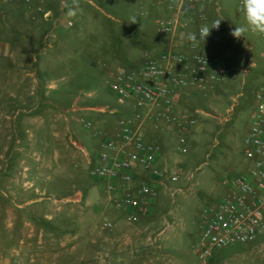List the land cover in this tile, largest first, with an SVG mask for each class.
<instances>
[{"label":"rangeland","instance_id":"374dc122","mask_svg":"<svg viewBox=\"0 0 264 264\" xmlns=\"http://www.w3.org/2000/svg\"><path fill=\"white\" fill-rule=\"evenodd\" d=\"M204 1L183 16L174 50L183 55L195 46L189 57L229 58L232 67L226 79L195 93L194 105L186 102L183 110L208 116L184 135V152L175 155L171 140L163 150L165 166L178 171L182 183L180 190L163 188L151 213L118 207L124 197L113 192L119 185L108 192L103 180L90 176L102 142L116 136L122 118L108 88L116 69L102 65L127 53L142 56L152 39L169 38L156 21L172 17L164 7L177 1L80 0L75 17L65 9L61 19L72 24L56 33L71 48L66 54L73 50L77 61L89 63L71 68L53 63L44 33L27 43L16 37L21 5L0 8V264H199V213L246 167L244 138L264 80L262 35H231L245 25L242 0ZM203 26L211 28L204 40ZM209 264H264V234L215 251Z\"/></svg>","mask_w":264,"mask_h":264},{"label":"built area","instance_id":"2783aa9c","mask_svg":"<svg viewBox=\"0 0 264 264\" xmlns=\"http://www.w3.org/2000/svg\"><path fill=\"white\" fill-rule=\"evenodd\" d=\"M19 0H0L1 3H14ZM49 0H23L34 13L48 19L51 12L45 8ZM170 1V0H169ZM196 0H177L167 5L174 14L164 20L156 21L157 31L172 40L186 24L183 16L188 14ZM66 21L67 26H71ZM200 30L198 33L200 34ZM264 39V35H262ZM232 62L229 58L220 59L204 55L186 57L174 50L169 41L166 50L157 58L147 59L135 70L117 68L109 83V91L118 105L129 103V109L118 122L115 137L106 138L100 147L96 163L90 169V176L103 180L108 192H113L118 184H128L137 179L136 170L147 174L151 181L165 180L176 184L179 172L160 164L161 153L157 145L146 141L139 134L136 122L142 119L146 107H159L162 117L174 121L173 109L179 100V91L190 84L204 90L208 82L226 79L230 74ZM254 109L248 121V131L244 138L243 156L245 169L223 183L226 192L217 201L205 205L200 213V233L194 252L199 264H209L214 252L225 247L237 246L253 241L264 234V80L254 93ZM184 130L193 126L194 121L183 115ZM89 128L91 122L84 121ZM186 138L178 139L177 153L185 151ZM140 193L153 196L154 188L147 182H140ZM118 207L129 206L138 212L145 210L132 198L116 202ZM131 217L128 218V221ZM103 227H112L104 222Z\"/></svg>","mask_w":264,"mask_h":264},{"label":"crops","instance_id":"0c3cea01","mask_svg":"<svg viewBox=\"0 0 264 264\" xmlns=\"http://www.w3.org/2000/svg\"><path fill=\"white\" fill-rule=\"evenodd\" d=\"M177 0H175L176 2ZM196 4H200L205 2L204 0H196ZM12 4V3H10ZM9 3H1L0 8L4 5H10ZM16 5H21L22 8L17 12L16 20H17V26L15 29L16 32V37L21 40L23 43H27L29 38H36L42 33L48 38L47 46L51 48V60L53 63L58 64V63H63L64 66L66 67H73L76 65L79 66H86L89 63H84V62H79L75 59L76 53L73 52V50L70 51V54H66V52L71 49L69 48L65 41V36L62 38L60 35L56 33L57 27L59 25L65 26L66 23L64 22L61 17L64 15V8L61 5V0H49L45 8L51 12V17L48 19H45L41 17L40 15L34 13L31 7L27 6L24 4L23 0H19L17 2H14ZM164 10L169 12H172V10H168L167 6L164 7ZM174 14V13H173ZM170 38L165 39V41H160L157 38L152 39V42H150V48L149 51L142 53L143 55H135L133 53H127L125 55L121 56H116L115 61L111 62L110 64H103L102 67L105 68H131V67H136L137 65H140L142 61H146L147 59L150 58H157L160 53H162L164 50H166ZM184 42L187 44L188 42L190 43V40L187 38H184ZM161 45L162 51L157 50V45ZM59 47H63L62 50H58ZM160 47V48H161ZM174 47V46H173ZM195 46H190V50L187 48V51H182V54L189 57V55H192L191 48H194ZM175 48V47H174ZM178 49V48H177ZM64 52V53H63ZM152 52V57H149V55ZM180 52V53H181ZM63 53V54H62ZM74 57H73V56ZM196 55V53H195ZM35 61V60H34ZM143 62V63H144ZM102 67H93V68H102ZM211 86V83L208 82L205 84L204 89H208V87ZM199 89L195 87V85L190 84L185 88H182L179 91V100L174 106L173 109V115L175 117L174 121H167L162 117V110L159 107H146L142 110V119L138 120L136 122V127L140 135L142 137L152 143L155 144L159 147L160 153H161V160L160 164L165 166L164 162V155H163V150L169 145V141L171 140V143L173 144V151L175 155H178L177 153V146H178V139L181 136H184L187 133L193 132L195 130V124L197 121L203 120V117L208 116L206 112L203 110H195V108H190L189 110H183V108L186 105V102H189V100L194 101L192 105L195 104V93H197ZM202 91V90H201ZM200 92V91H199ZM130 103V102H129ZM129 103L127 102L124 105H115V109L117 110L120 115H124L126 111L129 109ZM190 103V102H189ZM183 115H186L193 119L194 124L193 126L189 129L190 131L184 130L185 126V120L183 119ZM248 131V129H247ZM171 134L174 135V139L171 138ZM186 138V137H185ZM187 139V138H186ZM187 143V140H186ZM166 167V166H165ZM245 168L242 167V171ZM241 171V172H242ZM136 176L137 179L134 181H131L128 184H118L119 185V190L116 192H113L114 197H124V198H132L136 201H138L141 206H143L146 210V212L151 213L153 210H155L157 200L159 197V193H164L162 190L163 188H166L168 186H179V182L181 185L180 178L176 184H168L165 180H162L164 184L161 181L155 180L151 181L148 177L147 174L141 172L140 170H136ZM140 182H147L151 184V186L154 188L155 193L153 196H147L139 191V185ZM178 190H180L179 187H177ZM175 188V190H177ZM110 197V196H109ZM126 210L130 212H138L137 209L135 208H130L129 206H125Z\"/></svg>","mask_w":264,"mask_h":264},{"label":"clouds","instance_id":"9594fccd","mask_svg":"<svg viewBox=\"0 0 264 264\" xmlns=\"http://www.w3.org/2000/svg\"><path fill=\"white\" fill-rule=\"evenodd\" d=\"M61 5L66 9L65 15L68 17H75L80 10V0H61ZM241 12L243 13L245 25L235 27L231 35L237 39L244 37L248 31L253 34L264 35V0H242ZM135 20L133 21V23ZM220 20L215 22L217 28ZM210 29L203 26L200 30V38L205 39L210 34ZM193 37H188L192 39Z\"/></svg>","mask_w":264,"mask_h":264}]
</instances>
